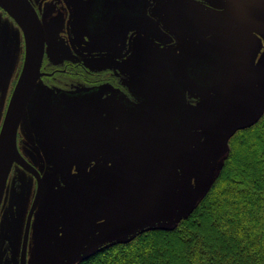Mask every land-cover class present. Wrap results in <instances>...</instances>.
<instances>
[{"label": "flooded vegetation", "instance_id": "af4514ba", "mask_svg": "<svg viewBox=\"0 0 264 264\" xmlns=\"http://www.w3.org/2000/svg\"><path fill=\"white\" fill-rule=\"evenodd\" d=\"M27 1L46 33L41 77L35 88L40 89L44 110L51 117L50 101L57 102L66 94L72 100H84L90 107H100V119L110 128L104 124V128L97 129L99 134L78 139L58 126L57 132L64 137L56 140L35 127V111L31 109L27 114V107L17 138L21 163L13 165L0 205V264H80L89 252L112 246L151 224L168 221L165 218L173 208L171 204L167 214H161L166 217L151 222L144 220L156 214L164 203L157 200L148 212L144 204L160 196L166 184H178L185 174L178 168L177 156L161 170L163 149H148L139 142L143 127H136L151 126L153 122L148 118L144 99L149 93L143 94L148 85L143 80L147 63L145 73L136 69L138 53L160 50L163 65L186 86L187 105L207 106L211 103L205 94L207 84H194L191 75L195 76L199 69L208 70L203 65L209 62L210 53L215 56L212 63L217 70L219 64L221 71L226 65L219 38L214 36L213 42L191 31L196 17L193 11L208 13L200 15V24L209 18L215 27L229 26L240 22L233 17L237 0ZM237 6L243 7L239 3ZM262 54L260 50L256 63ZM24 59L22 29L0 6V128ZM52 119L55 121L54 116ZM125 136L126 145L120 142ZM70 155L77 160L65 158ZM191 166L194 170L192 158ZM76 184L100 185L70 193L67 186ZM102 184L111 188L103 192ZM126 184H145L139 190L147 187L140 206L128 205L125 198L130 191ZM149 184L161 186L152 191ZM102 195L108 198L101 206H88ZM55 203L65 218L48 231L41 245L39 230L43 222L39 220L54 214ZM94 220L96 223L89 227ZM123 220L128 221L117 225Z\"/></svg>", "mask_w": 264, "mask_h": 264}, {"label": "water", "instance_id": "95a60500", "mask_svg": "<svg viewBox=\"0 0 264 264\" xmlns=\"http://www.w3.org/2000/svg\"><path fill=\"white\" fill-rule=\"evenodd\" d=\"M238 3L242 4L243 7L239 6L238 8ZM252 5L254 6L253 8ZM0 6L15 19L22 29L25 39V59L22 71L14 88L0 130L1 205L12 167L15 163H21L17 145L18 130L25 111L31 102L37 82L41 77V68L46 47V33L36 11L27 0H0ZM233 17L240 20V22L236 24L231 23L232 25L229 26L215 27L211 19H205L206 22L200 24L202 17H195V21L191 24V31L194 34L196 33L197 37L202 35L204 38H208V40H212L213 42L214 36L220 39L217 41L221 45L223 52L222 60H224L226 65V67H222L221 71V66L219 64V69L217 70V67L212 63L215 56L210 53L209 62L203 65L208 70L199 69L195 76L191 75V82L202 81V83L207 84V93L205 94L207 97L209 96L208 102H211L207 106L189 107L187 105L185 101L186 86L179 80L177 82V79L171 76V74L174 73L172 71L170 72L169 69L163 65L162 58L159 55L161 54L160 50L149 49L146 52H144V50L141 51V54L138 53V67H136V69L140 68L139 71L145 73L144 66L147 63L146 68L148 69L146 70V77L143 80H147L148 85L143 94L149 93V96L144 97V99L147 102L145 106L148 118L153 122V125H141L136 128L143 127L139 142L149 149L152 147L149 146L148 140L152 138L157 140L158 145L163 149V156L160 163L161 170L165 169L167 161L169 163L171 160H174L176 156L178 168L181 173H183L181 169L185 171V167L183 166L184 160H187L191 167V158L193 159L195 167L194 172L200 177L207 176L212 172L211 170L220 169V162L229 151V140L231 137L239 129L253 126L264 114L263 85L260 96L259 93L257 96V106L250 111L239 112L227 120L229 122L226 130L221 136H216L214 141H217L212 143L214 147L215 144L218 146L219 140V146L221 145L220 150L214 155L211 161L205 162V165L199 166L196 149L197 145H199L197 144L198 142L204 139L206 140V138H201V136H206V133L202 131L203 126L205 127V123L210 117H217L224 113L229 100L239 85L243 70L248 67V72L250 73H252V71H257L253 63H256V56L262 48V41L257 37V34L264 38V0H237ZM205 28H208L210 31H203ZM213 30H215L216 33H213ZM224 33L227 34L229 45L223 35ZM233 35H240V45L236 44L232 47L234 41ZM222 42L224 43L223 47L221 44ZM235 52L237 53V57H234ZM260 62L264 64V53L258 63ZM257 69L260 70V68ZM165 89L170 90V93L173 95H170ZM62 96L63 97L57 102L54 100L50 101L53 112L51 117L54 116L57 123L55 124L56 128L59 126L67 134L78 139H85L99 134L97 129L104 128V124L109 126L102 118L100 119L101 109L97 107V105L96 107H90V104L87 105L84 100L75 101L68 97V95L66 96V94ZM177 105H180V107L176 108ZM97 120L100 122L97 123ZM127 126H130L131 130V125ZM149 133H152V135ZM196 136H198V141H196ZM145 139H147V143H145ZM185 176L186 171L184 175H181L178 184H166L160 196H157L150 204H144L147 206V208H145L147 212L150 211L154 202L157 200H159L160 203L166 204L167 207H170L171 204L173 208L171 207L169 212L174 218H170L168 221L151 224L148 228L143 229L139 233L153 229H170L176 225L182 217L188 216L193 211L195 204L190 211L186 213L183 212L185 198L182 191L184 189ZM142 185L145 184H137L136 186L126 184L125 188L130 191V194L129 197L125 199L130 207L131 204L137 207L144 202L146 195L143 194V192L146 191L147 187L143 190H139V187ZM160 186L161 184H149V189L154 191ZM110 188L111 187L108 185L104 187L102 184L101 186L103 192L108 191ZM77 195L78 194H76V196ZM107 198V195L99 196L92 200L88 206L93 205L94 208L97 209ZM132 199L135 200V203H131ZM198 200L199 198L197 201ZM81 208H79V210ZM120 208L122 209L123 206L120 205ZM162 209L163 206L161 209L157 210V212H160ZM163 214L165 215L167 212L165 211ZM164 215H160L161 217L158 219L167 216ZM127 221L128 220H123L117 225L121 226ZM137 234L131 237H122L117 241H129V239ZM95 252L96 251L87 253L84 259Z\"/></svg>", "mask_w": 264, "mask_h": 264}, {"label": "trees", "instance_id": "16d2710c", "mask_svg": "<svg viewBox=\"0 0 264 264\" xmlns=\"http://www.w3.org/2000/svg\"><path fill=\"white\" fill-rule=\"evenodd\" d=\"M80 264H264V114L232 136L217 179L188 216Z\"/></svg>", "mask_w": 264, "mask_h": 264}, {"label": "rangeland", "instance_id": "374dc122", "mask_svg": "<svg viewBox=\"0 0 264 264\" xmlns=\"http://www.w3.org/2000/svg\"><path fill=\"white\" fill-rule=\"evenodd\" d=\"M193 13L196 17H200V15L203 16L204 12L200 13V12H195L194 10ZM204 14L208 15V13H204ZM223 35L229 45L227 34L224 33ZM257 37L262 41L261 51L264 53V38H260L259 34H257ZM236 44L240 45V35L234 36L232 47ZM253 65L254 67H256L255 70L257 71H252V73H250L248 72V67H246L243 70V72L241 73L242 76L240 78L239 85L236 88L235 92L233 93L231 99L229 100L224 113H222L220 116H217V117H210L205 123V127L203 126L202 131L206 133V136L204 137L201 136V138L203 139L206 138V140L204 139L203 141L198 142L197 144L199 145H197V149H196L199 166L205 165L207 162L211 161L214 155L220 150L221 145L219 146V140H218V146L215 144V147H214L212 143L217 141V140L214 141L216 136L218 135L221 136V134H223V132L226 130V127L229 122L227 120L239 112L250 111L257 106L256 105L258 101L257 96H258V93L260 96V91L264 85V64L263 62H260V63H253ZM257 68H260V70H258ZM0 109H1V106H0ZM31 109L35 111V127H39L43 129V131L46 134H49L50 136H52V138H56V140H60V138L64 137V135L62 136L60 133L57 132L54 120L52 119V117H50L49 113L46 112V110H44L43 99L40 96L39 87L35 91V97L32 98L31 100V103L27 110V114L31 111ZM0 114L2 116V112ZM27 114H26V118L28 116ZM1 118H0V122H1ZM239 130L237 132H239ZM144 141L145 143H147V139H145ZM196 141H198V136H196ZM120 142L126 145L128 143V137L125 136V137L120 138ZM148 144L152 148H158V149L161 148V146L158 145L157 140L152 139V138L148 140ZM68 157L76 159L75 155H70L65 158H68ZM183 166L185 167V171H186L185 184H184V189L182 191L183 196L185 198L184 199L185 206L183 207V212L186 213L191 210L194 204L196 206L199 200L208 191V189L210 188V185H212L215 179H217V176L219 174V168L215 170H211L212 172H210L205 177H200L194 172V170L192 169V166L190 167L187 160H184ZM99 185L100 184H76V185H72V187L67 186V189L70 188V193H76V192H81L82 188L89 187V189H92V188L99 187ZM136 185L137 184H131V186H136ZM103 186L106 187L107 184H103ZM198 198L199 200L197 201ZM131 203H135V200L132 199ZM56 206H57V203L53 205L54 214H52L51 212L52 215L45 216V218L41 217L39 220L40 222H43L39 230L41 245L45 243L46 234L48 233V231L50 233L52 229L54 228V226L56 225V223L59 220L65 218L64 211L63 210L58 211L56 209ZM167 209H168L167 205L164 204L161 212H157L156 214H154L153 216H150L148 219L144 221L151 222L155 219H158L160 215L163 212H165ZM59 213H60V216H55L56 214H59ZM170 218H174V216L172 214H169L165 218V220H168ZM183 218L184 217H182L181 220ZM95 223H96L95 220L90 221L88 223V226L91 227ZM217 234H220V231L218 228H217ZM40 252L44 253L42 249H40Z\"/></svg>", "mask_w": 264, "mask_h": 264}]
</instances>
